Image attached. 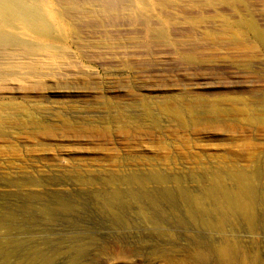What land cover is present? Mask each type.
I'll list each match as a JSON object with an SVG mask.
<instances>
[{
    "label": "rangeland",
    "instance_id": "rangeland-1",
    "mask_svg": "<svg viewBox=\"0 0 264 264\" xmlns=\"http://www.w3.org/2000/svg\"><path fill=\"white\" fill-rule=\"evenodd\" d=\"M202 4L166 13L173 45L92 7L62 57L0 79L4 264H194L222 237L264 256V39Z\"/></svg>",
    "mask_w": 264,
    "mask_h": 264
},
{
    "label": "bare ground",
    "instance_id": "bare-ground-1",
    "mask_svg": "<svg viewBox=\"0 0 264 264\" xmlns=\"http://www.w3.org/2000/svg\"><path fill=\"white\" fill-rule=\"evenodd\" d=\"M197 1H201L207 6H213L214 2L218 1L238 16L233 19L231 16L223 15L224 22L230 25L234 32L238 29L254 32L258 38L264 39L263 31L252 16L247 0H0V79L8 76H20L21 71L26 69L25 66H21V58L41 61V58L57 60L62 57L64 48L67 46L63 43L70 36L81 32L76 23L93 14L95 10H92V7H98L102 13L128 11L132 22L144 26L146 36L173 45L169 30L172 22L170 23L169 15L166 13L175 11L188 14L187 5L196 4ZM240 12L247 14L243 18ZM184 16L183 19L190 22L188 21L190 17L186 14ZM239 103L245 104L242 100H239ZM211 106L217 107L216 105ZM182 107L185 108L186 112L193 110V107L185 105ZM4 109L6 108L0 104V128L3 124L1 115ZM173 112L181 114L180 110ZM250 192V190L245 189L247 198L242 201L235 199L237 206L234 207L235 211L249 218L254 217L249 202L251 199L249 197ZM222 206H220V211L223 210ZM219 215L221 214L219 213ZM225 221L223 219V223ZM221 222L218 223L221 224ZM213 224L215 225V223ZM218 228L222 231L223 226ZM242 245L237 242H228L222 237L217 242L211 241L210 244L193 242L187 247L192 251L189 257L194 264H209L211 260L216 264H237L234 258L238 260L244 258ZM250 250L254 251L251 247ZM246 258L239 264H264L263 255L253 254L249 256L248 260Z\"/></svg>",
    "mask_w": 264,
    "mask_h": 264
},
{
    "label": "water",
    "instance_id": "water-1",
    "mask_svg": "<svg viewBox=\"0 0 264 264\" xmlns=\"http://www.w3.org/2000/svg\"><path fill=\"white\" fill-rule=\"evenodd\" d=\"M0 264H4L2 258H0Z\"/></svg>",
    "mask_w": 264,
    "mask_h": 264
}]
</instances>
